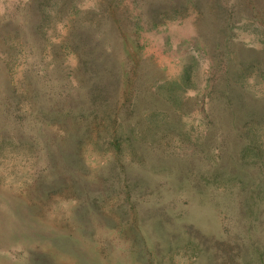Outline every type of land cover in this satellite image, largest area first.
<instances>
[{"label":"rangeland","instance_id":"obj_1","mask_svg":"<svg viewBox=\"0 0 264 264\" xmlns=\"http://www.w3.org/2000/svg\"><path fill=\"white\" fill-rule=\"evenodd\" d=\"M0 264H264V0H0Z\"/></svg>","mask_w":264,"mask_h":264}]
</instances>
